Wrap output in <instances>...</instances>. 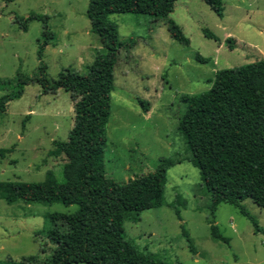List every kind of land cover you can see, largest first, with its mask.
<instances>
[{
    "label": "rangeland",
    "instance_id": "obj_1",
    "mask_svg": "<svg viewBox=\"0 0 264 264\" xmlns=\"http://www.w3.org/2000/svg\"><path fill=\"white\" fill-rule=\"evenodd\" d=\"M88 6L89 0H0V80L44 76L54 81L65 69L86 74L98 53L105 52L91 31ZM223 8L221 18L202 0L179 2L170 19L190 40L188 46L171 37L166 22L135 14L109 16L121 41L136 42L131 50L120 51L115 68L105 154L109 178L125 183L155 170L164 158L189 156L178 131L186 111L181 98L208 91L219 70L264 58V0H223ZM33 15L41 19H29ZM46 27L49 44L40 59ZM204 30L219 41L205 37ZM9 93L0 89V102ZM73 125L69 93L43 94L41 83L27 85L20 98L0 108V182H43L53 173L62 183L67 158L53 152L57 142L68 139ZM167 177L160 207L141 213L138 222L103 217L92 232L117 236L123 230L127 239L166 264H264V233H256L251 221L230 204H221L213 217L198 168L184 161ZM243 206L264 229V208L251 200ZM77 211V205L61 203L9 204L0 193V263L34 256L35 264H46L55 248L44 233L50 216ZM212 219L229 244L212 236ZM183 223L193 250L182 233Z\"/></svg>",
    "mask_w": 264,
    "mask_h": 264
},
{
    "label": "trees",
    "instance_id": "obj_2",
    "mask_svg": "<svg viewBox=\"0 0 264 264\" xmlns=\"http://www.w3.org/2000/svg\"><path fill=\"white\" fill-rule=\"evenodd\" d=\"M180 1L184 0H89L87 16L91 31L98 35L105 52L98 53L86 74L65 69L54 81L44 76L0 80V89L11 90L0 102L2 109L8 102L20 98L25 87L36 81L41 83L43 94L64 90L73 102V128L66 141L56 143L53 152L67 158L63 167L64 181L58 182L54 174L49 173L43 182H0L2 198L9 204L24 201L78 206L74 214L50 216L44 233L55 248L46 264H166L156 254L141 250L127 239L123 230L117 236L92 231L103 217L119 215L122 224L138 222L141 213L160 207L168 171L184 161L200 170L213 217L221 204H230L251 221L256 233H264L256 218L243 206L246 200H251L264 208V58L219 70L208 91L181 98L186 111L179 121L178 131L186 141L189 156L176 160L164 158L155 170L125 183L107 176V126L116 90L115 68L120 51L131 50L136 45L132 39L120 40L118 27L109 21V16L135 14L150 16L155 23L166 22L171 37L188 46L190 40L170 19ZM202 1L222 18L223 0ZM29 19L40 20L41 16L33 15ZM45 29L40 59L49 44V29ZM204 35L219 41L209 30H204ZM197 59L206 63L200 56ZM40 69L44 74L45 66ZM140 104L147 112V104L142 101ZM175 209L179 221H183L181 210L176 205ZM209 224L215 239L230 243L214 219ZM181 228L193 250L184 223ZM36 262L37 258L30 256L21 262L10 260L4 264Z\"/></svg>",
    "mask_w": 264,
    "mask_h": 264
},
{
    "label": "crops",
    "instance_id": "obj_3",
    "mask_svg": "<svg viewBox=\"0 0 264 264\" xmlns=\"http://www.w3.org/2000/svg\"><path fill=\"white\" fill-rule=\"evenodd\" d=\"M179 4V3H178ZM177 4V5H178ZM157 23V22H156ZM216 76V75H215ZM113 101H114V94H113ZM144 111V110H143ZM150 111L148 110L147 112H144V113H146V114H148Z\"/></svg>",
    "mask_w": 264,
    "mask_h": 264
}]
</instances>
